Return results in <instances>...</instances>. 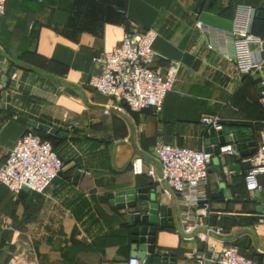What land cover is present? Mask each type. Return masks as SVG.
<instances>
[{"label": "crops", "instance_id": "1", "mask_svg": "<svg viewBox=\"0 0 264 264\" xmlns=\"http://www.w3.org/2000/svg\"><path fill=\"white\" fill-rule=\"evenodd\" d=\"M263 4L7 0L0 15V166L17 140L33 129L52 136L64 168L44 194H14L0 184V264H13L15 256L35 264H126L133 215L145 204L118 209L108 195L143 188L171 209L173 219L168 223L173 226H155V257L167 258L168 264H194L203 253L207 264H216L219 251L231 245L264 264V175L258 179V195L244 186L252 155L240 156L232 144L235 156H213L206 187L211 214L202 219L199 232L220 234L211 232L205 241L185 239L182 206L146 174L150 168L158 173L154 149L159 143L206 147L207 132L199 123L203 114L218 115L231 129H247L241 136L252 135L256 148L264 146L259 94L264 73L239 74L230 36L237 6L249 5L259 18L251 33L263 37L264 16H257ZM197 20L203 29L195 27ZM146 29L158 34L151 66L178 65L173 87L159 112L115 110L111 98L85 85L100 72L92 59L116 47L126 31Z\"/></svg>", "mask_w": 264, "mask_h": 264}, {"label": "built area", "instance_id": "2", "mask_svg": "<svg viewBox=\"0 0 264 264\" xmlns=\"http://www.w3.org/2000/svg\"><path fill=\"white\" fill-rule=\"evenodd\" d=\"M7 0H0V15L5 12ZM126 15L124 9L118 10ZM256 16V9L249 5L236 8L233 28L231 30L232 61L239 74L251 77L264 73V36L251 33ZM197 29H203L202 21L195 23ZM158 34L154 29L138 32L126 31L120 43L111 51L93 57L99 65L100 72L90 76L85 85L93 91L106 95L114 103L113 109L120 111L125 107L131 112L162 109L164 98L171 91L178 65L165 69L152 67L153 44ZM252 46L257 49L253 50ZM3 71L0 68V77ZM15 74L11 77L15 78ZM260 103L264 106V79L260 82ZM199 123L206 132L212 129L220 132L226 123L216 114H203ZM169 144L159 143L155 149L158 173L150 168L147 176L156 183H162L163 194L174 197L182 206V235L185 239L197 236L205 241L208 234H220V231L207 229L200 233L202 219L211 214L210 204L206 198L208 168L214 153ZM232 144L219 146L218 156H235ZM250 166L244 174V186L250 195H258L261 190L259 177L264 175V146H258L249 159ZM136 166V163H135ZM64 168V162L48 140L28 130L10 149L0 166V184L9 191L18 194L23 187L36 194H44L51 182ZM136 168V167H135ZM140 173L139 169H135ZM13 264H35L27 262L21 256H15ZM126 264H146L144 260L130 257ZM194 264H207L205 254H198ZM216 264H260L241 254L234 246L223 247L216 258Z\"/></svg>", "mask_w": 264, "mask_h": 264}, {"label": "water", "instance_id": "3", "mask_svg": "<svg viewBox=\"0 0 264 264\" xmlns=\"http://www.w3.org/2000/svg\"><path fill=\"white\" fill-rule=\"evenodd\" d=\"M257 16H264V4L260 7ZM32 127H36L31 123ZM38 129L57 134V131L50 130L45 126H37ZM247 129L229 128L225 126L220 132H215L209 129L207 132L206 150L213 152L218 156L219 146L225 144H234L239 150V155L247 157L253 155L256 151V143L252 135H244ZM213 146V147H212ZM21 190L26 191L27 188L23 187ZM109 203L118 209L135 208L137 201L145 204L143 212H138L133 215V226L130 229L131 245L130 257H136L144 260L146 264H168L167 258L154 256V244L156 225L160 227L173 226L168 223L172 222L171 209L160 205L153 192L148 189L126 190L119 191L115 194H109ZM254 201L258 202L259 198L256 196ZM172 259H170L171 261Z\"/></svg>", "mask_w": 264, "mask_h": 264}, {"label": "trees", "instance_id": "4", "mask_svg": "<svg viewBox=\"0 0 264 264\" xmlns=\"http://www.w3.org/2000/svg\"><path fill=\"white\" fill-rule=\"evenodd\" d=\"M120 9H123V8H117V12H118V10H120ZM118 13H119V12H118ZM119 14H120V13H119ZM256 21H259V18H258V19L255 18V19H254V21H253V25H254V23H255ZM31 131H32L33 133L37 134L38 136H40L42 140H48V141L52 144L53 149L55 150L54 145H53V142H52V136H49V135L43 134V133L38 132V131L33 130V129H31Z\"/></svg>", "mask_w": 264, "mask_h": 264}]
</instances>
